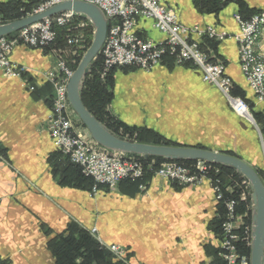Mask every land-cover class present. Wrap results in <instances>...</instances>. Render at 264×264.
<instances>
[{
  "label": "crops",
  "instance_id": "obj_1",
  "mask_svg": "<svg viewBox=\"0 0 264 264\" xmlns=\"http://www.w3.org/2000/svg\"><path fill=\"white\" fill-rule=\"evenodd\" d=\"M222 1L164 0L184 25H213L234 33L239 5L219 6ZM240 1L249 11L264 10V0ZM136 29L141 36L163 38L151 20L140 19ZM260 48L264 51V28ZM56 52L21 44L12 48L9 58L26 67L23 78L34 84L33 91L0 70V262L55 264L48 242L56 243L75 225L96 227L104 245L125 247L129 264H220V204L210 178L178 187L150 175L143 189L134 180H121L115 188L101 185L94 193L92 179L55 147L48 131L53 89L43 74L57 70ZM216 53L234 82L233 91L253 111L263 110L241 75L235 41H220ZM168 58L149 71L116 70L112 113L175 145L232 152L263 170L264 137L260 140L198 70L172 66Z\"/></svg>",
  "mask_w": 264,
  "mask_h": 264
},
{
  "label": "built area",
  "instance_id": "obj_2",
  "mask_svg": "<svg viewBox=\"0 0 264 264\" xmlns=\"http://www.w3.org/2000/svg\"><path fill=\"white\" fill-rule=\"evenodd\" d=\"M68 0H43L35 10L39 13L54 4ZM73 1V0H69ZM98 6L108 18V33L101 48L104 69L109 70L116 65H132L144 70L157 66L166 56L172 57L175 63L189 62L194 68L203 72L202 78L208 84L214 85L227 94L230 80L224 75L221 62L211 61L203 52L198 42L191 36H216L223 39L225 34L217 33L212 27L205 29L198 25H184L178 21L172 8L164 0H82ZM254 15L250 20H241V32L237 36L240 44L242 71L251 89L262 97L264 87L263 63L258 54L249 48V39L255 35ZM72 11H64L55 17L46 18L40 22L20 29L10 36L0 37V69L6 77H15L33 89L34 85L24 80L26 67L9 59V52L15 44L23 43L30 47L41 48L53 43L55 25H66L75 18ZM151 19L153 27L164 34L162 42L144 38L136 33L139 19ZM71 42V40H69ZM72 70L63 62L58 64L56 71L43 74L55 91L51 114L48 120L49 136L55 147L64 153L71 163L77 165L83 174L93 179L92 192L99 185L115 188L123 179H141L144 175L142 162L137 157L123 152L107 149L96 143L86 131L74 126V111L67 97V81ZM229 106L241 116L247 117V105L240 97L227 95ZM197 171L189 172L182 164L175 161H163L155 169V174L171 183L182 185L194 184L201 177L208 175L207 164L202 161L195 163ZM215 200L222 201L226 208V220L222 223L219 255L222 264H249V258L239 253L237 242L242 232V241L249 239V229L236 230L235 200L225 198L220 186L214 184ZM242 199L245 196L241 195ZM237 227V226H236ZM95 231V228H92ZM248 242V241H246ZM101 243V242H100ZM102 244V243H101ZM103 245V244H102ZM106 248L116 254L118 259L124 257L125 248L118 244H107Z\"/></svg>",
  "mask_w": 264,
  "mask_h": 264
},
{
  "label": "rangeland",
  "instance_id": "obj_3",
  "mask_svg": "<svg viewBox=\"0 0 264 264\" xmlns=\"http://www.w3.org/2000/svg\"><path fill=\"white\" fill-rule=\"evenodd\" d=\"M42 1L40 3H42ZM80 1H82V0H80ZM63 2H65V1H63ZM60 3H62V2H60ZM57 4H59V3H57ZM38 5H35L34 7H32V9L25 16H29V15H32V14H36L37 12H35V10L37 9ZM54 5H56V4H54ZM54 5H52V6H54ZM48 8H50V7H48ZM48 8H46V9H48ZM170 8H172V7H170ZM172 9L174 10V8H172ZM62 12H64V11H62ZM174 12H175V10H174ZM59 13H61V12H58V13H56L55 15H53L51 17H55ZM73 13L75 14L76 17L73 20H71L69 23H67L66 25H62V26L61 25H55L54 26L56 35H57V32H59L58 35L60 36V41H59V44L58 45H56V43H55V41H56L55 40L56 39V35H55V39H54L53 43H51V45H50L51 46L50 48H47L48 45L43 46L41 48H36V47H30V46L25 45L23 43H18V44L25 45V46H27L29 48H34V49H46L47 48L46 49L47 51H49V49L57 50V52H56V59H57L56 60L57 61L56 67L58 68V64L60 62H63L69 69L72 70V73H73L74 69L77 67V65L79 64L82 56L84 55L85 51L90 46V44L92 42V39L94 37V33H95V28L93 27L91 21L87 17H85L84 15H81V14H77L75 12H73ZM262 13H264V10H252L251 11V14L247 18H243L242 17V14L239 11H237L234 14V18H235V20H236V22L238 24V31H236L234 33L233 32H226L224 30H219L216 26H213V25H207V26L198 25V26H200V28H203V29H205L207 27H212L213 29H215V31L217 33L225 34L223 39H219L216 36H209L207 33L203 34L202 36H199L197 34H193L191 36L192 40H195V41L198 42L199 48L210 57V60L211 61L221 62L223 64V66H224V75H226L229 78V80H230V88H229V91H228L227 94H224L220 88H218V87H216L214 85H211V84H208L207 82H205L203 80V78H202L203 72L201 70L197 69V68H194L189 62H183L181 64H178V63H175V61H174V59L172 57H169V56H166V57H169L168 58V61H170V64L172 66H183V65L185 66L186 65V66H190V67L198 70L200 72V74H201L202 81L205 84H207L209 86H212L215 89H217L222 94V96L224 97V99H225L226 103L228 104V106H229V103L227 101V95L228 96H231V97H236V96L237 97H240L244 101V103L247 105V108H248V111H249V115L247 117H244V116H241L238 113H236V111H234L229 106L230 109L236 115H238L239 117L245 119L246 122L250 126H252L253 128H255V131H257L260 140L263 141V137H264V130L262 129L263 128V124L261 122H258L257 121L256 116L257 115L264 116V108L260 112L253 111L251 109V107H250L251 104L249 105L248 102H247V100L243 96H241L240 94L235 93L233 91L234 90V82H233L232 78L226 72L224 60L220 59L217 56V53H216V47H217V44L220 41H223L226 38H232L235 41L236 46H237V56H238L239 70L241 72L242 77L244 78V81L246 83V86L252 91L255 99L258 102L264 103V87H263V92L261 93L262 94V97L260 98V94L254 92L251 89V86L248 83L247 78H246V76L244 75V73L242 71L243 70L242 69V60H241L240 52H239L240 44H239V42L237 40V36L241 32V26H240V21L238 20V17L241 20L245 21V20H250L254 15L261 16ZM104 16H105V14H104ZM51 17H46V18H51ZM46 18H44V19H46ZM105 18H106V24H107V30H106V36H107V33H108V21L109 20H108V18L106 16H105ZM177 18H178V16H177ZM44 19H42V20H44ZM42 20H40V21H42ZM148 20H151V19H148ZM40 21H38V22H40ZM178 21H179V19H178ZM151 22H152V25H153V21L152 20H151ZM2 23H5V22H1V19H0V24H2ZM35 23H37V22H34L32 24H35ZM32 24H29V25H32ZM29 25H27V26H29ZM27 26H25V27H27ZM263 28H264V22L263 23H259L257 25V27H256V33H257L256 36L257 35H259V36L256 37L257 40H255V43H253L252 49H253V53L254 54H258L260 56V60L262 61L263 65H264V51H262L261 48H260V41H261V35H262ZM135 29H136V27H135ZM19 30L11 33L10 35L18 32ZM136 33L138 34L137 29H136ZM10 35H6V36H10ZM138 35L141 36L140 34H138ZM162 35H163V38L162 39H159V40H155V39H152V38L151 39L154 40V41L162 42L164 40V34H162ZM59 36H57V37H59ZM106 36H105V39H106ZM141 37L149 38V37H145V36H141ZM105 39H104V41H105ZM69 40H71V42H69ZM104 41L102 43V46L104 44ZM211 43H213L214 46L211 47V45H210ZM15 45H17V44H15ZM14 46H12V48ZM102 46H101V48H102ZM12 48H11V50H12ZM101 48H100L98 54L96 55V57L92 61V63H93L95 60H97L98 65L96 64V67L94 69V72H91L92 71V64H91L90 72L85 77V81H86L87 78L88 79H91V78H94L95 77V78H97L99 80L100 83L106 82V84H107V87L106 88L111 91L112 99H113V89H114V76H113V74H114V72L116 70H120L123 73H128V72L135 71V70L149 71V70H144V69L138 68L137 66H132V65H116V66H112L109 70H106V69H104L103 59H102V56H101V53H100ZM11 50H10V52H11ZM10 52H9V54H10ZM164 59H165V57H164ZM164 59L162 61H164ZM162 61L160 63H162ZM51 70L52 69H50L48 71H51ZM263 70H264V67H263ZM72 73H71V75H72ZM2 74H3V72H2ZM110 74H112V82H111L112 85L109 86V84L107 83V80H108V77H109ZM70 77H69V79H70ZM9 78H15V77H9ZM263 78H264V74H263ZM69 79H68V81H69ZM68 81H67V84H68ZM85 81H84V83H85ZM46 82H48L52 86V84L48 80H46ZM24 86L29 91H33L34 88H35V86H34V88L31 90V89L28 88L27 85H24ZM83 87H84V84H83ZM83 87H82V89H83ZM52 89H53V95H52V99H51V105L53 103V97L55 95V91H54L53 86H52ZM239 91H243V90L242 89H239ZM112 99L108 102V104L103 109V114H104V118H105V120H107V122H109L111 124H115L116 123V125L113 128H115V130L117 131V135H121V136H123L125 138H130L129 136H138L139 133L141 132V130L150 131L152 134H154V136L155 135L157 136V139L160 142L167 141L168 143H170V145L180 146V145H175V142H173L172 140L167 139V138H164V137L156 134V132H153V131H151V130H149L147 128H144V127H136V126L135 127H132V126H129V125L125 124L124 122H122L116 115H114L112 113V111L110 109V104H111ZM50 114H51V107H50V113L48 115V120L50 118ZM72 115H73L72 116L73 117V122L75 124L74 126H76V125L79 126L80 129H82L83 131H86L87 132L86 134H89V132L86 129L85 125L79 119V117L75 113V111H74V114H72ZM131 139H134V138H131ZM226 153L229 154V155L238 157L236 154H234L232 152H226ZM125 154H128V153H125ZM128 155H131V154H128ZM132 156L135 157V155H132ZM164 161H175V162L179 163L177 160H167V159H165ZM197 161H202V160H194L193 163L190 164L189 166H184L183 164L182 165L186 169H188L189 172H195V171H197V167H196L197 165L195 164ZM202 162H204V163L207 164L206 166L208 168V172H207L208 175H205L204 177L210 178V180L212 182V188H213V192H214V199H215L214 184L216 185V183H217L218 186H220V188H221L220 190L223 193V196L225 198H232V199L235 200V206H234L235 207V214H236V222H234L235 229L236 230H243L244 228L249 229V232H248L249 233V239L244 240V241H242V239H241V238H243L242 232H239L240 233V237L238 239L237 246H238L239 253L242 254V255H245V256H247L249 258V264H250L251 240H252V236H251V211H252V201H251L250 194H249V186H248V184L246 183V181L244 180V178L240 174L239 175L243 178L242 180H240V178L238 176H235L232 173L231 174H227L225 172L222 173V169L217 164H215V163H209V162H205V161H202ZM160 164H161V162L159 164H157V165H160ZM157 165H156V161L154 159L151 160L147 164H144L142 162L143 171L144 172H145V170L146 171L147 170L148 171H151V173H152L151 175L152 176L153 175L154 176H157L155 174V171H156L155 169L157 168ZM153 166H156V168L154 169ZM253 169L258 173V175L260 176V178L262 179L263 184H264V169L263 170L262 169H258V168L257 169L256 168H253ZM201 178H203V177H201ZM162 179H164V178H162ZM145 184H139V187H141L143 189L145 187ZM171 184H173L175 186H179V187H182V186H185V185H189L188 183H185V184H182V185H178L176 183H171ZM225 187H227L229 190L227 188L225 190ZM224 193H229V194H224ZM241 195L245 196V198L242 199ZM217 202L219 204H222L223 205V208H224V213H223V216H222V221H221V223L219 225V230H220L219 231V245H220L222 223L226 220V215L227 214H226V208H225V205L223 204V202L222 201H217ZM240 208H242V209L240 210ZM92 228H95V231H92ZM85 230L89 233V235L91 237H93L96 241H98L100 243V241L98 240V236L96 234V227H93L92 226V227H90L88 229H85ZM246 241H248V242H246ZM100 245L105 250L109 251V253L113 256V258L115 259V261H117L119 264H129L128 263V258H127V255H126V249L123 252L124 257L121 258V259H118L116 257V254L114 252H112V251H110L109 249L106 248V245H104V244L102 245L101 243H100ZM247 248H249V252L248 253H245V249H247ZM219 251H220V247H218L217 256L219 258L220 264H222V260H221L220 255H219Z\"/></svg>",
  "mask_w": 264,
  "mask_h": 264
},
{
  "label": "water",
  "instance_id": "obj_4",
  "mask_svg": "<svg viewBox=\"0 0 264 264\" xmlns=\"http://www.w3.org/2000/svg\"><path fill=\"white\" fill-rule=\"evenodd\" d=\"M62 11H73L84 15L95 28L92 42L74 69L67 84L69 103L85 125L91 138L107 149L131 155H141L143 158L157 156L167 160H202L234 169L248 184L252 201L250 264H264V184L250 164L236 156L211 149L194 146L148 144L125 138L117 135L99 121L83 103L82 87L85 77L90 72L92 61L102 46L107 30L106 18L98 6L80 0L65 1L42 12L0 24V37L9 35L29 24Z\"/></svg>",
  "mask_w": 264,
  "mask_h": 264
},
{
  "label": "trees",
  "instance_id": "obj_5",
  "mask_svg": "<svg viewBox=\"0 0 264 264\" xmlns=\"http://www.w3.org/2000/svg\"><path fill=\"white\" fill-rule=\"evenodd\" d=\"M41 1L42 0H9L7 2H0L1 22H9L24 17L32 9V7L38 5ZM211 1L212 0H207V2H211ZM229 2H236L239 5L238 11L242 14L243 18H247L251 14V11H249L240 0H223L219 6H221V4L223 5ZM58 34L59 32H57L55 39L56 45H58L60 41V36ZM50 45H48L47 48H50L51 47ZM210 45L211 47L214 46L213 43H211ZM96 64L98 65L97 60H95L92 63L91 72H94ZM111 82H112V74L109 75L107 80L109 86L112 85ZM106 87H107L106 82L100 83L99 80L95 77L91 79L87 78L84 83V87L82 89V100L85 106L99 121H101L110 130H112L117 134V131L115 130V128H113L116 125V123L114 122L115 124H111L107 122L103 114V109L112 99L111 91L108 90ZM256 119L258 122H261L263 124L262 129L264 130V116L257 115ZM129 137H134L136 141L141 143L170 145V143H168L167 141L160 142L157 139V136L156 135L154 136V134H152L150 131L141 130L138 136H129ZM135 157H138L144 164H147L154 159L157 165L165 160L162 157H157V156H149L148 158H143L141 155H135ZM177 161L183 164L184 166H189L190 164L193 163L192 160H177ZM73 165L81 171V169L77 165L75 164ZM217 165L222 169V173L224 172L227 174L232 173L233 175L238 176L240 180L243 179L237 172L234 171V169L220 164ZM153 167L154 169L156 168V166ZM151 174H152L151 171L145 170L144 175L141 179H123V180H134L137 182V184H145L147 180L146 178ZM93 183L94 182L92 180V186ZM224 194H229V193H224ZM241 209L242 208H240V210ZM223 213H224V208L223 205L220 204L219 225L222 221ZM48 246L56 256L55 264H119L117 261H115L113 256L109 253V251L105 250L98 241H96L93 237L89 235V233L86 230L81 228L78 229L76 228L75 225L68 227L67 236L60 237L59 240H57L56 243L53 242V244L52 242H48ZM248 252H249V248L245 249V253ZM0 264L3 263L0 262Z\"/></svg>",
  "mask_w": 264,
  "mask_h": 264
},
{
  "label": "bare ground",
  "instance_id": "obj_6",
  "mask_svg": "<svg viewBox=\"0 0 264 264\" xmlns=\"http://www.w3.org/2000/svg\"><path fill=\"white\" fill-rule=\"evenodd\" d=\"M264 22V13H262V15L261 16H257V18L255 19V35L254 36H252V37H250V39H249V48H251V50H253L252 49V47H253V43H255V40H257L256 39V37L257 36H259V35H257L256 36V27H257V25L259 24V23H263ZM258 32V31H257ZM260 33V32H259ZM256 47V46H255Z\"/></svg>",
  "mask_w": 264,
  "mask_h": 264
}]
</instances>
